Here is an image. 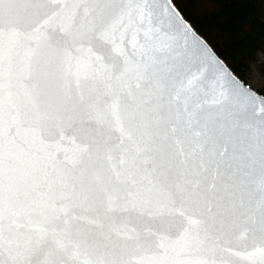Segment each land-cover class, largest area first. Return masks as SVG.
I'll list each match as a JSON object with an SVG mask.
<instances>
[{"label": "snow or ice", "instance_id": "obj_1", "mask_svg": "<svg viewBox=\"0 0 264 264\" xmlns=\"http://www.w3.org/2000/svg\"><path fill=\"white\" fill-rule=\"evenodd\" d=\"M0 264H264V95L171 0H0Z\"/></svg>", "mask_w": 264, "mask_h": 264}, {"label": "trees", "instance_id": "obj_2", "mask_svg": "<svg viewBox=\"0 0 264 264\" xmlns=\"http://www.w3.org/2000/svg\"><path fill=\"white\" fill-rule=\"evenodd\" d=\"M181 14L246 83L253 65L264 71V0H172Z\"/></svg>", "mask_w": 264, "mask_h": 264}, {"label": "rangeland", "instance_id": "obj_3", "mask_svg": "<svg viewBox=\"0 0 264 264\" xmlns=\"http://www.w3.org/2000/svg\"><path fill=\"white\" fill-rule=\"evenodd\" d=\"M258 60L264 65V49L259 52ZM246 84L256 90L257 92L264 94V71L260 72L255 65L252 66L251 72L246 79Z\"/></svg>", "mask_w": 264, "mask_h": 264}, {"label": "water", "instance_id": "obj_4", "mask_svg": "<svg viewBox=\"0 0 264 264\" xmlns=\"http://www.w3.org/2000/svg\"><path fill=\"white\" fill-rule=\"evenodd\" d=\"M171 3L174 5L175 9L178 11V13L180 14L181 18L188 24L190 30L204 43L208 46V48L214 53V55L227 67V69L231 72V74L233 76H235L237 79H239L240 81H242L244 83V85L248 88H250L254 93H258L260 95H264L261 94L259 92H257L256 90H254L253 88H251L250 86H248L242 79H240L234 72L233 70L227 65V63L215 52V50L212 48V46L195 30V28L191 25V23L181 14V12L179 11V9L175 6V4L173 3V1L171 0Z\"/></svg>", "mask_w": 264, "mask_h": 264}]
</instances>
